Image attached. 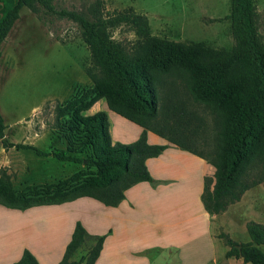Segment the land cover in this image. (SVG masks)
<instances>
[{
  "label": "trees",
  "instance_id": "1",
  "mask_svg": "<svg viewBox=\"0 0 264 264\" xmlns=\"http://www.w3.org/2000/svg\"><path fill=\"white\" fill-rule=\"evenodd\" d=\"M42 7L60 17L76 21L89 46L97 71L88 70L93 84L57 105L60 135L65 147L46 151L33 144L13 142L5 137L0 114V140L4 147L30 148L38 155L52 154L61 161L83 163L77 170L50 183L29 184L17 189L5 167L0 169V203L24 209L33 205L61 203L79 196H91L106 205H116L125 190L141 180H152L146 159L160 154L169 143H150L147 130L182 149L194 152L214 165L213 177L205 175L201 199L210 213H220L240 200L253 185L264 181V40L258 28L254 0H230L229 20L233 37L230 47H214L204 41L171 40L151 32L147 16L128 6L105 12L103 0H92L86 11L56 8L52 0H0V44L6 38L22 7ZM126 24L137 38L130 44L116 40L111 29ZM0 48V57H1ZM184 79L192 99L207 105L219 123L218 145L205 153L196 142H181L176 136L195 140L197 112L187 110L184 99L166 97L160 113L158 84L163 75ZM108 108L142 126L131 142L112 141L106 110L83 113L99 98ZM168 99V100H167ZM62 139V138H61ZM84 152V155L80 153ZM261 162L262 175L249 178L250 166ZM248 241H237L221 231L229 246L227 256L242 257L251 264H264V224L248 220ZM87 231L76 222L58 264H94L104 236L78 259L70 257L84 242ZM12 264H39L25 249Z\"/></svg>",
  "mask_w": 264,
  "mask_h": 264
},
{
  "label": "rangeland",
  "instance_id": "2",
  "mask_svg": "<svg viewBox=\"0 0 264 264\" xmlns=\"http://www.w3.org/2000/svg\"><path fill=\"white\" fill-rule=\"evenodd\" d=\"M91 1L52 0V3L56 8L85 12ZM254 1L259 32L264 40V0ZM103 5L105 12L133 7L147 16L153 34L167 39L204 41L214 47H230L233 43L229 20L224 18L230 10V0H103ZM110 32L126 45L137 38L126 24L118 25ZM0 48V114L6 124V137L49 151L65 147V138L61 137L59 129L63 117L57 116L56 107L92 86L87 71H97L79 24L42 7L35 11L24 6ZM160 81L157 86L160 113L164 111L166 97H170L184 99L187 110L193 108L199 118L190 123V126L198 125L193 135L195 140L176 137L187 144L196 142L205 153L214 152L219 135L216 115L207 105L192 99L183 78L166 74ZM98 100L103 101L105 110L104 97ZM88 109L83 113L87 114ZM7 154L8 166L5 168L17 189L29 184L54 182L77 170L87 169L83 163L43 158L30 148L12 147L5 156ZM249 173V178L263 174L259 160L250 166ZM208 176L213 177V174ZM228 209L230 218L234 220L232 227L236 229L230 231L231 237L245 240L248 237L245 221L255 220L264 224V181L248 188L240 202H234ZM86 239L78 247V253L87 251L95 242V239Z\"/></svg>",
  "mask_w": 264,
  "mask_h": 264
},
{
  "label": "crops",
  "instance_id": "3",
  "mask_svg": "<svg viewBox=\"0 0 264 264\" xmlns=\"http://www.w3.org/2000/svg\"><path fill=\"white\" fill-rule=\"evenodd\" d=\"M100 109H104L103 101L97 100L88 113ZM105 110L113 142H131L142 132V126L107 105ZM147 139L169 145L146 159L152 180L132 184L116 205H106L87 195L24 209L0 203V264H12L25 249L34 254L39 264H58L77 221L85 227L88 240L104 236L94 264H251L242 257L227 256L229 246L218 236L221 231L229 235L231 230L236 231L228 214L234 203L220 213L204 208V177L213 174L215 167L151 130H147ZM0 143V165L7 167L5 154L16 147ZM41 156L55 158L52 154ZM248 240L249 234L242 241ZM78 252L79 249L70 259L78 260L86 251Z\"/></svg>",
  "mask_w": 264,
  "mask_h": 264
}]
</instances>
